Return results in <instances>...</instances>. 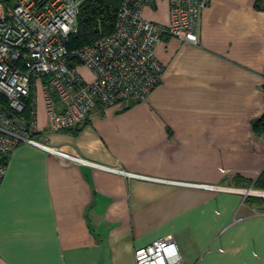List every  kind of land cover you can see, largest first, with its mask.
I'll use <instances>...</instances> for the list:
<instances>
[{
  "label": "crops",
  "instance_id": "1",
  "mask_svg": "<svg viewBox=\"0 0 264 264\" xmlns=\"http://www.w3.org/2000/svg\"><path fill=\"white\" fill-rule=\"evenodd\" d=\"M142 17L167 25L169 0H145ZM155 55L162 77L145 101L97 104L49 131L39 87L36 123L42 141L173 182L20 143L4 155L0 264H134L136 248L165 235L183 264H264V0H210L197 42L165 34Z\"/></svg>",
  "mask_w": 264,
  "mask_h": 264
},
{
  "label": "built area",
  "instance_id": "2",
  "mask_svg": "<svg viewBox=\"0 0 264 264\" xmlns=\"http://www.w3.org/2000/svg\"><path fill=\"white\" fill-rule=\"evenodd\" d=\"M83 1L0 0V182L6 169L4 155L20 143L38 147L62 163L170 181L104 165L42 141L36 123V93L40 87L49 131L70 129L85 121L97 104L108 107L145 101L163 72L156 44L165 34L197 42L200 12L210 0H169L167 25L142 17L145 0H121L111 33L69 50L67 42ZM80 66L90 71V78L83 77ZM134 264L183 263L173 237L165 235L136 248Z\"/></svg>",
  "mask_w": 264,
  "mask_h": 264
},
{
  "label": "trees",
  "instance_id": "3",
  "mask_svg": "<svg viewBox=\"0 0 264 264\" xmlns=\"http://www.w3.org/2000/svg\"><path fill=\"white\" fill-rule=\"evenodd\" d=\"M120 1L84 0L79 7L76 29L70 34L67 42L68 49H77L102 35L111 33L114 29L116 11ZM254 126L256 129L259 128V121L254 123ZM254 186L264 189V168L255 180Z\"/></svg>",
  "mask_w": 264,
  "mask_h": 264
}]
</instances>
